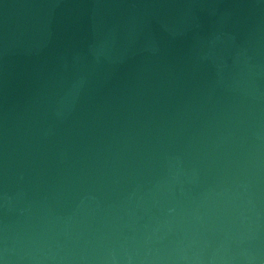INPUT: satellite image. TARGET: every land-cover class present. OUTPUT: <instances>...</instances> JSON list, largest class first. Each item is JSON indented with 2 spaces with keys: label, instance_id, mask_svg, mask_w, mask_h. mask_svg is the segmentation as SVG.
<instances>
[{
  "label": "water",
  "instance_id": "1",
  "mask_svg": "<svg viewBox=\"0 0 264 264\" xmlns=\"http://www.w3.org/2000/svg\"><path fill=\"white\" fill-rule=\"evenodd\" d=\"M0 264H264V0H0Z\"/></svg>",
  "mask_w": 264,
  "mask_h": 264
}]
</instances>
